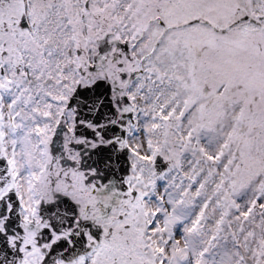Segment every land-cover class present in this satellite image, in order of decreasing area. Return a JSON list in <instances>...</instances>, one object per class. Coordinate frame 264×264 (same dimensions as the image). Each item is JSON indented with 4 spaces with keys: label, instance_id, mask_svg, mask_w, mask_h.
Here are the masks:
<instances>
[{
    "label": "snow or ice",
    "instance_id": "1",
    "mask_svg": "<svg viewBox=\"0 0 264 264\" xmlns=\"http://www.w3.org/2000/svg\"><path fill=\"white\" fill-rule=\"evenodd\" d=\"M0 264H264V0H0Z\"/></svg>",
    "mask_w": 264,
    "mask_h": 264
}]
</instances>
